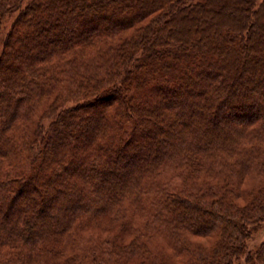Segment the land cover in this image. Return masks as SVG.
<instances>
[{
	"label": "trees",
	"instance_id": "1",
	"mask_svg": "<svg viewBox=\"0 0 264 264\" xmlns=\"http://www.w3.org/2000/svg\"><path fill=\"white\" fill-rule=\"evenodd\" d=\"M23 1L0 0V264H264V0Z\"/></svg>",
	"mask_w": 264,
	"mask_h": 264
},
{
	"label": "rangeland",
	"instance_id": "2",
	"mask_svg": "<svg viewBox=\"0 0 264 264\" xmlns=\"http://www.w3.org/2000/svg\"><path fill=\"white\" fill-rule=\"evenodd\" d=\"M29 1L30 0H24L23 4L26 5ZM16 15H17V13H14L13 16L7 17V19L4 22L3 28L0 30V55H1L2 50H3L4 38H5L6 34H7V32L10 30V27H11L12 22H13V20H14ZM63 21H67V20L63 19ZM56 32H57L56 30L53 31V33H56ZM30 38H33V37H30ZM8 69H9V67H8ZM260 112L264 113V110H262ZM231 119L232 118L229 115H227L222 120V123L225 122V121L226 122L227 121H231ZM125 168H126V165H125ZM250 181H251L250 178L245 179L243 181V183L241 184V189L244 190V191L247 190L248 187H249V184H252ZM246 201H247V198H246ZM240 202H243V201L241 200ZM263 241H264V221L254 227V230L252 231V235H251L250 239L248 240V252H253L254 253L255 250L261 245V243ZM234 264H247L246 254L243 255L242 257H240L238 260H236L234 262Z\"/></svg>",
	"mask_w": 264,
	"mask_h": 264
}]
</instances>
